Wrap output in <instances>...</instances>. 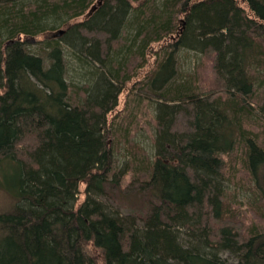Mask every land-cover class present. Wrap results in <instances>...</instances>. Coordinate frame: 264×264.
Listing matches in <instances>:
<instances>
[{"label":"trees","instance_id":"obj_1","mask_svg":"<svg viewBox=\"0 0 264 264\" xmlns=\"http://www.w3.org/2000/svg\"><path fill=\"white\" fill-rule=\"evenodd\" d=\"M155 44L150 153L110 116ZM0 191V264H264V212L227 221L264 203V0H0Z\"/></svg>","mask_w":264,"mask_h":264},{"label":"rangeland","instance_id":"obj_2","mask_svg":"<svg viewBox=\"0 0 264 264\" xmlns=\"http://www.w3.org/2000/svg\"><path fill=\"white\" fill-rule=\"evenodd\" d=\"M30 45L32 49L36 48V46H32V44ZM159 48L160 45L155 44L150 49L149 53L147 52L148 56L146 64L143 68L137 71V74L133 78V80L128 83L127 86L123 89L122 93L119 96V106L113 113H111L110 116L113 122L116 119L122 120L123 118L127 117L128 122L126 124V136L128 135V131H131L132 129L134 131L133 135L136 134L135 137H130L129 141L139 142L150 153H152L150 149L154 141L153 125L156 123L154 119L155 113L153 111L154 109H152L150 101L146 98L147 94L144 92V90H141L140 87L155 66L157 57L156 53H158L156 51H158ZM189 57L192 59V67L198 65V59H201V56L192 52L190 53ZM205 65L206 67L203 75L205 77H208V68L209 66H211V63L205 60ZM206 80L208 81V78H206ZM138 94H140L141 96H139ZM137 96L141 97V103L137 102ZM118 155L120 158V161L118 163L119 168H123V170H125L124 165H126L128 159L127 153L124 149H122V151H119ZM141 187V183L134 181L132 172H124V176L120 179V183L116 187L113 185H107L106 194L101 197V200L107 205L109 209L119 212L124 217L132 214L141 216L147 213V211L149 210L147 207L149 201L154 202L153 199H150L151 195L149 194V192L142 191ZM85 188L86 186L84 184L80 185V202L85 199ZM234 196H236L237 198L236 201H234V203H236V206L234 205L230 207L231 211H227V221H230L231 217L235 218V222L241 221L244 224L246 223V225H249V223H251L252 221H258L259 218L256 212L258 210L264 212V203L257 202L258 207H255L254 200H248L247 196H250V194L244 191H236V193L233 192L232 197ZM8 202L9 199L6 194L3 191H0V212L5 207H7ZM240 203L241 207H239ZM90 253L91 255H94L96 257L98 264H101L103 258L101 254L94 250H92L91 252V249ZM230 255V253H226L225 257H229Z\"/></svg>","mask_w":264,"mask_h":264},{"label":"water","instance_id":"obj_3","mask_svg":"<svg viewBox=\"0 0 264 264\" xmlns=\"http://www.w3.org/2000/svg\"><path fill=\"white\" fill-rule=\"evenodd\" d=\"M63 33H64V30H61V31H59V32L57 33L56 36L60 37Z\"/></svg>","mask_w":264,"mask_h":264}]
</instances>
